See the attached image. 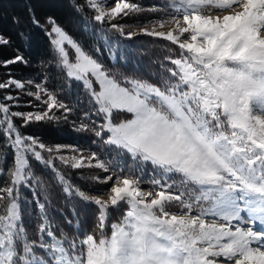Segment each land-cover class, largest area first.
I'll return each instance as SVG.
<instances>
[{
	"label": "snow or ice",
	"instance_id": "obj_1",
	"mask_svg": "<svg viewBox=\"0 0 264 264\" xmlns=\"http://www.w3.org/2000/svg\"><path fill=\"white\" fill-rule=\"evenodd\" d=\"M106 2L84 0L95 15L82 20L83 31L104 44L110 60L120 56L113 36L167 41L169 55L149 73L153 83L107 67L98 59L99 43L94 56L55 18L47 17L45 28L30 12V22L49 39V63L69 89L73 82L83 88L85 101L77 103L87 110L74 130L93 133V143L114 155L101 159L98 152L23 135L15 118L23 126L58 125L76 109L45 83L11 76L0 81V90H18L0 100V135L13 151L6 173L0 165V175L8 177L0 187V264H264V0H160L162 6L150 8L132 0L106 8ZM74 7L83 13V6ZM209 11L225 14H204ZM144 12L164 18L140 32L114 22ZM166 24L172 25L168 31L157 30ZM9 43L0 35V45ZM17 63L29 62L17 53L0 66ZM22 95L39 102H28L36 111H12ZM0 159L6 163L5 154ZM33 160L51 170V181L34 171ZM55 161L98 169L107 175L88 179L111 185L90 195ZM144 182L153 190H142ZM53 184L68 201L95 207L90 231L82 229L75 205L71 218L65 216L72 233L55 223L49 212ZM23 188L33 193L31 202ZM33 202L36 239L23 222V205ZM114 212L121 213L117 219Z\"/></svg>",
	"mask_w": 264,
	"mask_h": 264
},
{
	"label": "trees",
	"instance_id": "obj_2",
	"mask_svg": "<svg viewBox=\"0 0 264 264\" xmlns=\"http://www.w3.org/2000/svg\"><path fill=\"white\" fill-rule=\"evenodd\" d=\"M112 1V0H111ZM141 6L152 7L160 5V0H132ZM74 4L83 6V13H78ZM30 12H35L40 23L45 28L46 18L51 16L55 18L58 24L76 40L83 43L85 49L89 50L94 56L93 45L99 43L102 55L98 57L102 63L109 68H118L121 72L128 75H138L145 79L151 80L153 83L158 82L149 74L150 72H158L159 61H163L164 57L169 55L168 47H172L169 42L149 37L147 35H137L132 39H124L122 37L113 36L114 41L120 42V56L117 60L109 59L108 49L102 42L91 38L90 34L83 31L84 21L82 15L91 18L95 12L84 6V0H0V35L10 41L8 45H0V62L13 58L17 53L22 54L28 64H13L9 66H0V81L7 80L10 76L20 80L31 79L36 83H45L50 90L57 92L59 99L69 106L76 109L68 116L65 122L61 120L58 125L46 123H33L23 126V122L19 118H15V123L19 127L21 133L25 136H38L42 142L46 144H70L81 150L89 152H98L102 159H111L114 155L103 146L98 147V140L91 132H77L74 125H78L83 119V112L87 110L86 103H77V101H85V94L80 84L73 82L69 89L64 74L58 71L49 63L52 60V52L50 49L49 39L45 32L30 22ZM160 18V13L144 12L137 17H126L116 21L117 23L130 25L148 24L150 21ZM19 21V23H17ZM99 27V25H94ZM107 27V25H105ZM126 32L129 30H125ZM178 54V52H177ZM170 66V65H169ZM47 77L45 80L44 78ZM30 91H35L32 87ZM17 94L18 90H11ZM39 104L33 97L22 95L19 99L21 104L19 109L22 111H34L28 102ZM23 103V104H22ZM59 115V113H57ZM96 119V117H93ZM97 141V143H93ZM0 153L6 155V163L0 159V165H3L5 173L13 163V151L6 146L5 138L0 135ZM123 163H129V157L122 158ZM34 171L41 175L46 181H51L52 172L44 165L31 161ZM57 167L65 174L68 179L83 190L92 192L96 191V184L90 179L98 169H72L60 165L55 161ZM148 172H151V165H148V171L145 173L143 180L150 179ZM99 175V174H98ZM8 182L7 175H0V187ZM108 186V184H105ZM143 187H151L148 183L141 184ZM108 188V187H107ZM94 189V190H93ZM99 191H102L99 189ZM23 195L28 201H32L33 193L27 188L22 189ZM52 197V205L49 208L51 217L54 218L56 224L63 227L68 233H72L65 223V216L71 218V207L76 206L81 217V227L84 231H90L93 226V218L95 207L91 205L81 204L78 201H68L63 195L60 187L52 185L50 189ZM23 222L28 230L31 238L36 239V223L37 209L36 204H24ZM117 213H113V219H117Z\"/></svg>",
	"mask_w": 264,
	"mask_h": 264
},
{
	"label": "rangeland",
	"instance_id": "obj_3",
	"mask_svg": "<svg viewBox=\"0 0 264 264\" xmlns=\"http://www.w3.org/2000/svg\"><path fill=\"white\" fill-rule=\"evenodd\" d=\"M114 6V0H107V2H106V4H105V7L106 8H111V7H113ZM142 7H144V8H150V7H146V6H142ZM205 15H213V16H215V15H223V14H225V13H221V12H218V11H209V12H205L204 13ZM164 18V13H160V18L159 19H155V20H153V21H156V20H160V19H163ZM114 22H116V21H114ZM152 23H148V24H140V25H133V26H130V25H128V26H126V28H125V30H129V31H135V32H140V30L142 29V28H145V27H147V28H149V29H151L152 28ZM170 27H172V25L171 24H166L165 25V27L164 28H159V26H157V30H159V31H168L169 30V28ZM141 35H143V34H141ZM8 94H11V95H17V94H14L12 91L9 93L8 92V90H0V100H3V97L5 96V95H8ZM21 104V102H19L18 103V105L17 106H14L13 108H12V111H19V112H25V111H22V110H20L19 109V105ZM23 104V103H22ZM41 107H42V105H41ZM34 111H36L37 109H33ZM27 112H33V111H27ZM46 144V143H45ZM47 145H56V144H47ZM62 145H70V144H67V143H65V144H62ZM73 146V145H72ZM84 153H89V151H84V150H82ZM101 158V157H100ZM102 159V158H101ZM59 162V161H58ZM60 163V162H59ZM99 174V175H98ZM94 176H99L101 179H103L107 174L106 173H103L102 171H100V172H95L94 174H93ZM67 177H68V175H66ZM110 185H111V182H109L108 183V186H106L105 184H96V186H95V188H96V191H92V192H89V191H87V192H89V194L90 195H93V196H98V195H101L102 194V191H104V190H107L109 187H110ZM108 187V188H107ZM141 188H142V190H144L145 192H147V191H152L153 189L152 188H149V189H145L144 187H142V185H141ZM99 189L100 190H102V191H99ZM94 190V189H93ZM86 191V190H85ZM105 199L107 198L106 196L104 197ZM171 211H173V212H179V210L178 209H176V208H172L171 209ZM121 213H117L116 215L119 217V215H120ZM193 214H195V213H193ZM110 231V230H109Z\"/></svg>",
	"mask_w": 264,
	"mask_h": 264
}]
</instances>
